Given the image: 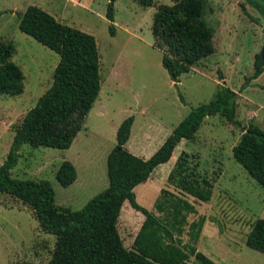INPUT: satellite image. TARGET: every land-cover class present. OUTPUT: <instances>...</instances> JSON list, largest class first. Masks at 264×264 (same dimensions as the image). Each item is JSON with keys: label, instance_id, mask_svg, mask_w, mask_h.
<instances>
[{"label": "rangeland", "instance_id": "rangeland-1", "mask_svg": "<svg viewBox=\"0 0 264 264\" xmlns=\"http://www.w3.org/2000/svg\"><path fill=\"white\" fill-rule=\"evenodd\" d=\"M172 1L153 0L156 5ZM203 1V18L214 32V52L175 83L162 67V52L154 45L151 25L156 5L143 7L135 0H115L111 35V24L106 19L109 0H0V45L11 48L8 61L23 75L20 95L0 94V165L15 129L52 85L59 60L56 53L18 29L19 14L36 5L60 23L95 38L101 89L68 150L22 145L11 177L49 181L55 203L78 211L108 186L106 157L116 145V131L123 120L134 118L127 150L148 159L192 108L200 104L209 107L216 92L222 86L228 87L239 93L233 121L219 115L206 117L194 139L182 140L170 160L155 169L134 193L137 203L154 214L153 206L162 189L192 204L196 213L187 216V223L205 218L194 247L215 264H264V254L245 245L253 223L264 220V189L232 156L243 128L255 124L264 131V71L240 91L245 79L254 73L256 57L264 49V0ZM179 160L186 162L185 175L189 179L193 175L210 183L208 201L195 199L188 190L194 183L185 176L177 172L170 175ZM64 161L71 162L79 175L78 181L67 188L55 178ZM187 191L190 195L183 194ZM143 221L144 216L125 202L118 231L126 249H131ZM182 240L188 242L186 234ZM54 243V236L40 230L28 207L0 195V264H47ZM187 264L199 263L191 258Z\"/></svg>", "mask_w": 264, "mask_h": 264}, {"label": "trees", "instance_id": "trees-1", "mask_svg": "<svg viewBox=\"0 0 264 264\" xmlns=\"http://www.w3.org/2000/svg\"><path fill=\"white\" fill-rule=\"evenodd\" d=\"M135 1L143 7L156 5L153 0ZM114 2L109 0L106 10L111 35H114ZM204 11L203 0H173L169 5H156L151 25L154 45L162 52V67L175 83L199 60L214 52V32L203 18ZM18 17L19 31L56 53L59 60L52 85L15 129L9 151L0 165V195L10 196L28 207L40 230L54 236V249L47 264H187L191 258L199 264H215L194 247L205 218L187 223V216L196 213L192 204L179 194L162 189L153 206L156 215L137 203L134 189L146 183L155 169L170 160L182 140H193L206 117L219 115L232 122L239 93L222 86L209 107L200 104L192 108L148 159L127 150L134 118L123 120L116 131V145L106 159L107 188L82 209L72 211L55 203L49 181L14 179L10 171L17 165L22 145L70 148L101 89L97 43L92 35L60 23L36 5L28 6ZM10 56L11 48L0 45V94L13 97L22 93L23 75L18 66L8 61ZM263 71L259 55L254 73L245 79L240 91L247 89ZM232 156L264 189V131L255 124L243 128L238 143L232 148ZM185 163L179 160L170 175L177 172L185 176L194 183L188 190L195 199L208 201L210 183L193 175L189 179L185 175ZM76 175L75 167L64 161L55 178L61 187L67 188L75 182ZM125 202L144 216L131 249L124 247L118 231ZM184 234L188 237L187 243L182 240ZM245 245L264 254L263 219L253 223Z\"/></svg>", "mask_w": 264, "mask_h": 264}, {"label": "crops", "instance_id": "crops-1", "mask_svg": "<svg viewBox=\"0 0 264 264\" xmlns=\"http://www.w3.org/2000/svg\"><path fill=\"white\" fill-rule=\"evenodd\" d=\"M260 76H261V75H260ZM253 84H255V83L253 82ZM82 129H83V128H82ZM82 129H81V130H82ZM81 130H80V131H81ZM80 131H79V133H80ZM79 133L77 134V136L79 135ZM77 136H76V137H77ZM75 139H76V138H75ZM75 139H74V140H75ZM71 146H72V145H71ZM71 146H70V147H71ZM107 156H108V155H107ZM106 159H107V157H106ZM70 163H71V162H70ZM75 169H76V168H75ZM76 174H77V171H76ZM78 176H79V175L77 174V175H76V179H77V181H78ZM107 179H108V178H107ZM75 181H76V180H75Z\"/></svg>", "mask_w": 264, "mask_h": 264}, {"label": "water", "instance_id": "water-1", "mask_svg": "<svg viewBox=\"0 0 264 264\" xmlns=\"http://www.w3.org/2000/svg\"><path fill=\"white\" fill-rule=\"evenodd\" d=\"M261 60H262V63L264 64V49L262 50Z\"/></svg>", "mask_w": 264, "mask_h": 264}]
</instances>
